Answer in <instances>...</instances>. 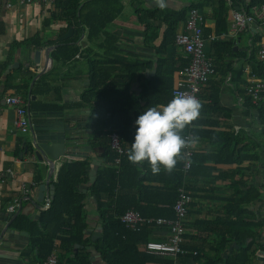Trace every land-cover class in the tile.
<instances>
[{"label": "crops", "instance_id": "1", "mask_svg": "<svg viewBox=\"0 0 264 264\" xmlns=\"http://www.w3.org/2000/svg\"><path fill=\"white\" fill-rule=\"evenodd\" d=\"M138 1L143 8L151 10L161 8L153 0ZM200 1L164 0L162 9L179 12L189 7L190 4H198ZM123 2L125 11L110 26L109 33L117 35L121 39V44L118 47L122 51L130 52L133 56L153 63L151 69H147L137 76L132 91L139 95L141 74L143 78L149 79L154 77L158 71L157 50L162 45L167 26L161 22L148 21L147 24L152 27L151 30L157 33V40L152 47H148L144 43L146 26L139 23L135 13L137 4L134 5V0H123ZM249 2L250 0H242L234 9L231 6L232 10L229 9L227 14L229 34L222 37L218 36V24L215 20L217 5L204 6L203 9H200L204 15L203 37L207 40L204 52L213 60L216 74L208 84L200 87L198 95L202 104L198 120L204 124L199 126L201 136L197 137L196 143L191 148L199 164L195 165L194 173L187 179L186 186L184 185L192 197L189 216L185 221L183 242L188 249L203 246L210 252L209 246L216 243L218 239L214 231H211L212 228H217V223L215 225L209 223L219 217L226 216L225 213L229 205H233L235 212H240L235 205V200H238L245 210L254 213V221L264 218V121L260 120L258 111L249 106L247 100L249 97L247 88L252 76H250L249 58L251 53H254L257 59L259 45L264 40L262 17L256 16L244 31L237 35L232 34L233 15L234 11H238L237 8L246 16H253L258 9L247 5ZM12 3L13 6L8 8L7 1L0 0V236L3 228L12 221L14 215L10 213V207L15 201L18 202V206L14 214L22 209L19 215L30 218L40 212L37 216L38 219L40 214L49 207L51 191L48 189L45 196L41 197L40 188L48 180V166L34 158L31 128L28 135L16 133L15 112L6 104L7 96L20 95L26 101L32 128L39 125L41 118H44L42 115H47V113L55 114V116H60V113L63 116L71 115L70 119L74 121L72 124L79 125V136L86 145L84 153L88 156L82 158V161H90L91 168L93 159L101 161L98 171L106 167L105 150L99 146L101 140L97 138V127L100 124L94 117L97 103L94 100L91 103L83 100V95L89 91L92 85L94 75L92 62L95 61L93 54L87 56L84 53L90 49L87 28L78 38V31L75 27H71L74 30L71 39L78 38L73 45L80 49L81 54L76 55L72 61L57 63L52 57L54 50L50 53L52 62L48 64L47 53L49 49L56 47H48V44L50 42L59 44V39L63 37L62 33L67 30L68 23L59 20V12L55 4L34 3L21 6L17 0H12ZM85 3L86 1L83 4ZM227 3L233 5L228 0ZM197 10L199 11V9ZM183 27L184 24L179 25L176 35L183 33ZM71 28L67 30V33ZM255 35L261 36L258 44H253ZM211 36H215L217 41H208ZM34 38H39L40 48L24 45L11 50L14 43L29 42ZM219 41L223 43L234 41V55L224 54L223 47L213 50L212 44ZM101 43L103 42H100L99 39L96 43L99 47L92 46L94 53H103V50L100 49ZM57 46L59 47V45ZM166 52L167 57L172 58L178 55L185 57L183 49L175 45L168 46ZM237 53L238 55H236ZM8 59H12L11 63L4 71H1L2 64ZM96 61L99 63L100 59L96 58ZM229 64L235 70L244 68L243 75L235 76L231 71L226 73V66ZM15 65L17 66L14 67ZM29 73L33 74L31 80L27 75ZM44 75H46L44 81L39 82ZM26 87H28V91H26ZM132 113L134 112L132 111ZM18 140H24L31 149L28 146L23 147L16 155ZM223 148H227V156L226 152L224 155L220 153ZM237 152L239 159H248L239 164L236 163V156H232V154ZM252 155L257 157L254 161L249 158ZM231 158V163L226 162ZM75 160L80 159L66 161ZM62 163L58 162L54 166V172L47 185L53 186V181L57 178ZM36 173L39 174L40 181L39 184L34 185L33 178ZM91 184L89 182L84 186L83 191L88 192ZM26 188L30 190L28 194L25 193ZM251 189H254L252 193ZM254 194H257L259 199L251 202V197ZM86 211L88 213L86 235L95 242L101 237L93 240L95 232H103V224H101L97 213V201L94 195L87 198ZM258 232L259 235L255 243L264 246V225L259 228ZM165 236L167 238L168 233L163 235V237ZM29 246L28 242L20 259L23 264H36L34 254H31L29 258L23 256L24 252L30 248ZM88 251L91 252L90 260L92 259L93 264H107L101 254L97 252L96 247L95 250ZM260 251H264V249H260L258 253ZM175 264L198 263L191 258L183 257L176 259ZM255 264H260L257 258Z\"/></svg>", "mask_w": 264, "mask_h": 264}, {"label": "trees", "instance_id": "2", "mask_svg": "<svg viewBox=\"0 0 264 264\" xmlns=\"http://www.w3.org/2000/svg\"><path fill=\"white\" fill-rule=\"evenodd\" d=\"M84 1H86L85 4ZM136 16L139 23L146 26L144 43L152 47L157 40V33L151 30L148 21H156L166 24L167 30L158 55V71L154 77L149 79L139 77V95L133 93L132 88L136 83L137 76L151 69L153 63L144 61L126 51H122L118 45L121 39L109 33L110 26L125 11L123 0H56L58 18L68 23V28L75 27L80 38L84 30H88V43L90 49L84 51L85 55L93 54L92 62L93 80L89 91L83 95L85 102L96 101L94 117L100 124L97 127V138L101 140L100 147L105 150L106 167L97 173L94 183L89 186V191L84 192V186L90 182V161H66L62 163L57 178L53 181V199L47 210L43 211L39 218L34 221L28 216L19 215L13 221L12 227L25 230L29 233L28 248L23 256L35 255L36 264L43 261L52 253H57V264H93L90 260L91 252L87 247L94 245L98 253L107 264H175L176 259L183 257L191 258L198 264H255L257 253L264 249L261 244H256L259 228L264 225V218L254 221V213L248 212L235 200V205L240 212L233 210V205L227 207L224 217L209 224L212 228L217 242L209 246V250L202 247L188 249L184 244L182 247L190 252L189 255L178 257L158 256L149 254L144 247L148 242L166 240L168 228L156 224H144L139 229H132L122 221V217L129 211L134 210L146 219L175 218L174 204L178 199V190L185 185L186 181L194 173L195 165L199 164L197 157L193 156L191 168L184 174L182 171V156L171 172L161 169L158 174H153L147 161L133 164L127 159V150L134 140L136 131L135 120L147 107L156 105H167L173 98L172 93L175 83L179 79V73L188 65L189 59L183 55L167 57L168 46L175 45L176 34L180 24H184L190 9L196 8L201 12L204 6L217 5L215 9V20L218 24V36H226L228 31V11L240 4L242 0H235L229 5L227 0H201L198 4H190L189 7L172 12L162 8L147 9L134 0ZM262 0H250V7H259ZM67 30L62 33L63 36ZM154 36H153V34ZM78 38L57 44L50 42L48 47L59 45L52 53L54 61L69 62L76 55L81 54L79 48L73 45ZM100 39V49L103 53H94L92 46ZM261 36H254L253 44L260 43ZM38 46L39 38L29 42L14 43L11 50L21 46ZM177 47V46H176ZM223 47L222 52L226 55H234L235 42H217L212 44V49ZM238 55V53L236 54ZM96 58L100 59L97 63ZM8 59L2 64L4 71L11 63ZM106 65V67H104ZM251 75L264 78V64L256 59L254 53L249 58ZM231 71L233 75H243L244 68L233 69L232 65L226 66V73ZM30 80L33 74H27ZM176 75V76H175ZM45 76L39 82L44 81ZM37 87V85H36ZM28 91V87H26ZM248 104L258 111L260 120L264 121V103L255 106L248 97ZM132 111L134 113H132ZM193 137L201 136L199 126L204 122L198 119L193 121ZM112 130L120 135L125 155L121 157V164H116L119 157L110 146V134ZM188 133L186 126L181 135ZM30 146L24 140H18L15 154L18 155L23 147ZM227 148L220 152L222 155ZM237 153L236 163L245 159H239ZM240 154H242L240 152ZM249 157V156H246ZM254 161L255 155L249 157ZM232 158L226 160L231 163ZM34 185L39 184L40 176L36 173L33 178ZM186 186V185H185ZM254 189H251V193ZM94 195L97 201V213L101 224H103V236L95 242L86 235L88 229V213L86 211V200ZM257 194L251 197V202L258 200ZM236 208V207H235ZM58 242V245L56 243ZM77 245L79 246L78 248ZM236 245L233 253L225 258L227 251ZM196 255H193V253ZM30 264V263H29Z\"/></svg>", "mask_w": 264, "mask_h": 264}, {"label": "built area", "instance_id": "3", "mask_svg": "<svg viewBox=\"0 0 264 264\" xmlns=\"http://www.w3.org/2000/svg\"><path fill=\"white\" fill-rule=\"evenodd\" d=\"M7 7L13 6L12 0H6ZM19 5H31L34 3L41 4H54L56 0H17ZM230 4H233V0H228ZM190 17L185 23L183 33L179 34L175 38V46L183 49L185 57L189 59L188 65L179 73V79L175 83L172 96L177 92H184L188 95L194 96L198 99L200 94V87L209 83L211 78L216 74V68L214 62L204 52V46H206V39L203 37V25L204 17L199 14V11L195 8L189 10ZM256 16H261L264 25V0H262L260 6L255 11L253 16H246L241 10L234 11V25L232 34L237 35L242 32L254 21ZM210 42H216L217 38L211 36L208 38ZM257 59L264 64V40L261 41L258 51ZM247 95L251 98V102L254 105L264 103V78H257L251 76V81L248 84ZM6 104L14 109L15 121L14 126L16 133L21 135H28L31 128V119L26 108V101L20 95H11L5 98ZM188 127V133L184 136L187 139H193L194 125L191 123ZM110 146L111 149L119 156L116 159V164H121V157L125 155V151L122 147V141L120 135L116 130H112L110 134ZM182 171L184 174L190 170L192 165V158L194 156L192 148L182 150ZM29 189L26 188L25 193H29ZM192 201V197L188 190L182 186L178 190V199L174 204L175 218H158V219H146L139 215L134 210H129L123 217L122 221L127 227L132 229H139L144 224H156L158 226H165L168 228V237L166 240L151 241L144 247L145 251L149 254L158 256L178 257L179 255H189L190 252L182 247L184 242L185 233V221L189 216V205ZM18 206V202L10 207V213L14 214ZM193 255H196L194 252ZM42 264H57V254L52 252Z\"/></svg>", "mask_w": 264, "mask_h": 264}, {"label": "water", "instance_id": "4", "mask_svg": "<svg viewBox=\"0 0 264 264\" xmlns=\"http://www.w3.org/2000/svg\"><path fill=\"white\" fill-rule=\"evenodd\" d=\"M148 1V0H144ZM156 2V0H153ZM238 11L240 10L237 8ZM74 30H71L62 38L59 39V44L67 42L73 37ZM58 46L49 49L48 58L50 64L51 58L50 53L56 50ZM15 65L14 67H16ZM45 68L43 69V71ZM43 114V113H41ZM41 123L37 126L31 127V139H32V148L34 149V158L38 162L45 163L48 166V180L40 188L41 197L45 196V193L48 189L50 191V201L53 199V186L47 185L50 177L54 172V166L58 162H66V160L79 158L82 161V158H87V154L84 153L86 147L84 141L80 138L78 129L79 125H73L71 120V115L63 116L60 113V116H55V114L47 113V115H42ZM101 165V161L93 159L92 168L90 170V182L94 183L96 180L98 169ZM85 191V190H84ZM35 207V205H33ZM22 211L19 210L16 214H13L12 221L9 225L3 228L0 236V264H23V261L20 259V255L23 250L27 247L28 242L30 241L29 233L25 230H20L12 227L13 221ZM23 213L25 211L23 210ZM40 212L36 213V216L30 217L31 220H37V216ZM100 236H103V232H95L93 240L98 239ZM25 242V243H24ZM79 246L77 245L76 248ZM238 248L236 245L231 247L225 254V258L229 257L234 248ZM95 250V247H88V250ZM257 259L260 261V264H263L264 260V251H260L257 254ZM92 260V259H91Z\"/></svg>", "mask_w": 264, "mask_h": 264}, {"label": "clouds", "instance_id": "5", "mask_svg": "<svg viewBox=\"0 0 264 264\" xmlns=\"http://www.w3.org/2000/svg\"><path fill=\"white\" fill-rule=\"evenodd\" d=\"M156 3L164 7V0ZM201 108V101L184 92L175 93L167 105L147 107L135 120L134 140L126 153L128 161H147L153 174L162 168L171 172L182 150L192 147L198 139H187L181 133L199 118Z\"/></svg>", "mask_w": 264, "mask_h": 264}, {"label": "rangeland", "instance_id": "6", "mask_svg": "<svg viewBox=\"0 0 264 264\" xmlns=\"http://www.w3.org/2000/svg\"><path fill=\"white\" fill-rule=\"evenodd\" d=\"M199 14H200L202 17H204V15H203L202 12H199ZM189 17H190V13L188 12V15H187V19H186V21L189 19ZM185 23H186V22H185ZM185 23H184L183 30H184V28H185ZM198 100H199V98H198Z\"/></svg>", "mask_w": 264, "mask_h": 264}]
</instances>
